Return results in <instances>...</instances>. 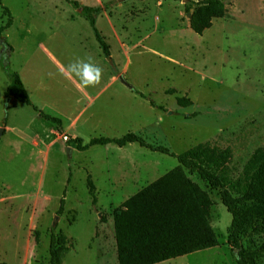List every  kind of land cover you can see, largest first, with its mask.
Listing matches in <instances>:
<instances>
[{
    "label": "rangeland",
    "instance_id": "374dc122",
    "mask_svg": "<svg viewBox=\"0 0 264 264\" xmlns=\"http://www.w3.org/2000/svg\"><path fill=\"white\" fill-rule=\"evenodd\" d=\"M1 1L13 22L0 33L6 41L0 45V264H49L52 228L71 243L62 264H117L113 213L177 165L136 143L78 151L69 139L134 133L175 154L211 140L231 148L235 175L264 146V0H223L224 17L201 35L189 27L187 0H75L102 7L96 26L107 57L79 7L64 0ZM5 19L0 8V26ZM77 59L102 69L98 83L81 87L65 71ZM5 68L19 75L38 109L60 119V131L4 97ZM181 96L192 104L179 106ZM190 177L213 202L210 224L219 244L156 264H237L228 244L231 215L218 190ZM240 243L244 252L259 251L264 232L249 229ZM253 264H264V255Z\"/></svg>",
    "mask_w": 264,
    "mask_h": 264
},
{
    "label": "trees",
    "instance_id": "16d2710c",
    "mask_svg": "<svg viewBox=\"0 0 264 264\" xmlns=\"http://www.w3.org/2000/svg\"><path fill=\"white\" fill-rule=\"evenodd\" d=\"M64 1L80 6L75 0ZM0 8L6 18L0 26L1 33L12 25L13 17L1 0ZM101 11L100 6H82L83 17L107 57L109 46L96 26V18ZM184 11L190 14V29L201 35L215 19L224 17L227 7L223 0H187ZM5 72L9 83L4 97L30 106L39 117L53 123L60 131V119L44 113L32 103L19 75L7 68ZM132 91L146 99L144 94L134 89ZM174 92V89L166 90L168 94ZM147 101L150 106L163 109L152 100ZM176 103L188 107L192 101L181 96L176 97ZM68 142L74 143L78 151H86L93 146L113 144L121 148L136 143L177 160L175 167L127 198L113 213L117 264H156L218 246V237L210 224L213 202L207 191L191 179L190 175L194 174L210 189L218 190L221 203L231 215L228 244L234 251L237 264H253L264 255V245L259 251L244 252L240 243L249 229L264 232V146L255 148L235 175L230 166L231 148L220 147L211 140L199 142L178 154L165 146L147 143L134 133L121 137H92L87 141L76 137ZM86 184L91 202L95 204V186L89 175ZM63 206L64 198H61L57 214L62 212ZM35 241H38L37 234ZM70 248L67 236L52 228L48 247L49 264H62V257Z\"/></svg>",
    "mask_w": 264,
    "mask_h": 264
},
{
    "label": "clouds",
    "instance_id": "9594fccd",
    "mask_svg": "<svg viewBox=\"0 0 264 264\" xmlns=\"http://www.w3.org/2000/svg\"><path fill=\"white\" fill-rule=\"evenodd\" d=\"M65 71L78 79L81 87H88L99 82L102 69L90 60L77 59L67 65Z\"/></svg>",
    "mask_w": 264,
    "mask_h": 264
},
{
    "label": "water",
    "instance_id": "95a60500",
    "mask_svg": "<svg viewBox=\"0 0 264 264\" xmlns=\"http://www.w3.org/2000/svg\"><path fill=\"white\" fill-rule=\"evenodd\" d=\"M78 12H82V7H79L78 8ZM187 16L189 17L190 14H187ZM0 45L1 46H6V41H5V38L4 37H0ZM9 50H10V48L7 46V52H6L7 54L9 52ZM108 60L110 61V58H108ZM119 79H120V81L123 84H125L127 87L130 88V86L121 77ZM3 131H4V129L3 128H0V135H2ZM67 151H69V148H67Z\"/></svg>",
    "mask_w": 264,
    "mask_h": 264
}]
</instances>
